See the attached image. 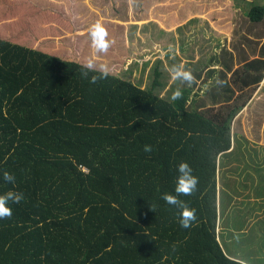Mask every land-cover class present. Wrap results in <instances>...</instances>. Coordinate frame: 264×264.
Segmentation results:
<instances>
[{
  "label": "trees",
  "instance_id": "16d2710c",
  "mask_svg": "<svg viewBox=\"0 0 264 264\" xmlns=\"http://www.w3.org/2000/svg\"><path fill=\"white\" fill-rule=\"evenodd\" d=\"M15 1L0 4L14 3L7 14L27 26L51 25L43 24L41 33L55 31L56 39L35 49L21 30L0 26V195L24 196L9 202L11 218L0 219V264H244L227 255L233 247L216 230L217 171L232 145L231 120L243 107L228 101V82L218 84L227 86L226 95L213 93L228 102L201 110L188 103L190 86L175 88L169 98L157 94L158 68L148 89L112 73L93 84L98 68L81 75L90 58H75L67 43L57 42L72 23L64 0H33L34 13L27 0ZM103 1L113 10L112 0ZM248 16L264 22V5ZM105 29L113 43L116 28ZM259 62L258 69L264 59ZM249 74L234 71L239 88ZM177 89L183 95L173 101ZM181 162L199 178L193 196L179 197L196 210L189 228L180 224L181 210L162 199L176 194ZM254 177L264 198L256 168Z\"/></svg>",
  "mask_w": 264,
  "mask_h": 264
},
{
  "label": "rangeland",
  "instance_id": "374dc122",
  "mask_svg": "<svg viewBox=\"0 0 264 264\" xmlns=\"http://www.w3.org/2000/svg\"><path fill=\"white\" fill-rule=\"evenodd\" d=\"M15 2L17 4L18 0ZM63 3L66 5L64 13H70L68 21L72 23L64 32L65 38L57 42L67 43L75 58L92 59L98 69L100 65H106L110 73L148 89L154 69L158 68L161 85L155 88V92L167 98L175 88L188 86L173 78L172 69L180 67L190 71L195 77L190 86L193 91L190 98L192 105L201 106L199 110L216 108L228 101L245 107L251 98L259 95L258 88L264 82V75L260 83L251 82L253 76H247L249 82L241 86L242 89L233 73L237 69L245 74L263 73L262 69L254 72L245 67L259 57V60L264 59L261 55L264 52V24L251 23L246 15L253 4H264V0H112L111 11L104 8L103 2L97 4L95 0H64ZM13 7L14 3L1 6L0 26L9 24L6 27L12 33L21 30L25 35L22 41L35 49H45L54 43L55 31L46 32L44 29L45 33H41L44 23L31 24L32 28L26 25L27 21L19 22L15 16L7 14ZM26 7L29 13H34L33 0H27ZM189 9L192 11L188 12ZM96 24L104 28L114 26L117 30L107 53H97L92 47L91 31ZM44 26L51 25L45 23ZM245 33H254L255 36H244ZM218 81H227L233 88L230 95L234 96L230 100L217 102L215 91L220 97L228 92L224 90L227 86H218ZM260 111L253 110L254 115ZM251 113L247 117L244 113V116L257 122L259 119L248 118ZM230 125L233 127L232 123ZM242 160L232 165L233 175L230 177H225L223 172L226 157L219 162L217 227L221 229L223 240H226L228 231H237L228 243L234 248H227L232 255L238 254L249 264H264V217L252 223L254 213L261 206L253 208V201L258 200L252 196V199L245 198L254 188H260L253 177L254 166L247 168L246 161ZM257 170L264 173L263 168Z\"/></svg>",
  "mask_w": 264,
  "mask_h": 264
},
{
  "label": "crops",
  "instance_id": "0c3cea01",
  "mask_svg": "<svg viewBox=\"0 0 264 264\" xmlns=\"http://www.w3.org/2000/svg\"><path fill=\"white\" fill-rule=\"evenodd\" d=\"M97 2H99V3L103 2L104 6H105L104 8H106L108 10V7L103 0H95V3H97ZM254 5H264V4H253L250 7V9ZM249 10H248V12H249ZM191 11H192V9H189L188 12H191ZM207 12H206V15H207ZM248 12L246 15H247V18L249 19V22L256 23V22H253L250 20V18L248 16ZM259 23L264 24V22H259ZM245 35L255 36L254 33H252V34L245 33L244 36ZM261 55L264 57V52ZM259 59H260V57L258 59H255V62L252 61V62H254L253 66L250 65L251 66L250 67L248 65L250 70L253 69L254 72L259 70V69H262L261 71H263V73L259 74L258 80H256V76H257L256 74H254V73L249 74V76L250 75L253 76V79H251V82H253L255 80L253 83H258V82L260 83L262 81V77L264 75V65L262 66V68H259V69L257 68V64L259 65V67H261L260 62L258 61ZM208 75H210V73H208ZM237 83H239V82H237ZM258 92H259V95L254 97V98H251L248 105H246L245 107H242L240 112H237L232 119L233 120V122H231L233 124V127H231L232 145L230 146V148L228 150L224 151L222 154V155H227L225 164L223 166V168H224L223 172L227 171L226 177H230L233 175L231 167H232V165H234L235 162L236 163L239 162L237 160V157H236L238 155L237 153H240V155H238V156H241L246 161L245 162L246 164L251 163L256 169H259V166H258L259 164H262V163L264 164V123L262 124V122H261V120L264 121V82L259 85ZM192 94H193V91L191 90V95ZM191 95H190V97H191ZM233 96L234 95H232V97ZM190 97L188 98L189 99L188 103L192 105L194 103H192V99ZM232 97H230V99ZM200 107L201 106H195L196 109H199ZM250 107H251V110H250ZM253 110H261L260 111L261 113H258V115L255 116ZM250 112H252V113L248 118L249 119H259V120H257L258 123L256 121L251 122L246 118ZM244 113H246V117L244 116ZM251 152H253V154L249 155V153H251ZM260 168H263V167L260 166ZM230 172H232V175L230 174ZM219 173H220V170L217 171V175H219ZM254 174H255V172H254ZM261 175L264 177V173L260 174V176ZM253 177H254V175H253ZM254 180H255V177H254ZM255 182L257 183L258 181H255ZM218 187H219V183H218ZM258 190L259 189L256 190V188H254L250 192V195L245 196V198H251L252 199V197H253V199L258 200L256 203H254V201H253V206L255 208L260 207L261 206L260 202L263 201L262 199H264L263 196H261L259 194L260 192H257ZM263 211H264V209L262 208V206H261V208H258V211L254 213L255 216L252 220V223H256L260 217H264ZM225 229L228 230V229H232V228H228V229L225 228ZM216 230L218 233V239L222 241L223 238L221 237V229H218V227H217ZM228 232L229 233L226 235V240H224L226 242L225 246H227L228 243L230 242V240L233 239V237L235 236L237 231L234 230V231H228ZM226 252H227V249H226ZM228 254H229V256H231L232 259H236V260H238L244 264H249L248 261L239 257V255L234 256L229 251L227 252V255Z\"/></svg>",
  "mask_w": 264,
  "mask_h": 264
},
{
  "label": "clouds",
  "instance_id": "9594fccd",
  "mask_svg": "<svg viewBox=\"0 0 264 264\" xmlns=\"http://www.w3.org/2000/svg\"><path fill=\"white\" fill-rule=\"evenodd\" d=\"M107 30L100 24L93 26L91 31L92 47L97 53H107L109 47L111 46V41L107 39ZM97 68L95 62L89 59L84 65L81 72L82 77L87 78L89 71H95ZM100 75L92 76L91 83L95 84L98 80L106 79L110 70L106 65L99 66ZM173 78L179 79L182 82L191 86L195 82V77L190 71H184L180 67H174L172 69ZM218 83H223L218 81ZM182 91L177 89L173 94L171 99L176 101L182 98ZM145 152H151L152 147L150 145H145ZM177 171L179 173L176 179L175 195L164 194L162 199L169 205L180 209V224L183 228L191 227L192 223L196 221L197 214L196 210L188 206L187 202L180 199V196L191 197L198 191L199 178L193 174V169L187 162H181ZM4 180L9 183H15V176L9 172H4ZM24 199L23 193H17L9 191L4 195H0V219L11 218L12 208L9 206V202L19 204Z\"/></svg>",
  "mask_w": 264,
  "mask_h": 264
}]
</instances>
